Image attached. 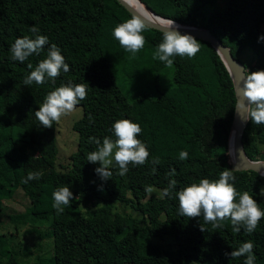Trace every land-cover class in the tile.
<instances>
[{
  "label": "trees",
  "instance_id": "trees-1",
  "mask_svg": "<svg viewBox=\"0 0 264 264\" xmlns=\"http://www.w3.org/2000/svg\"><path fill=\"white\" fill-rule=\"evenodd\" d=\"M141 1L162 17L210 30L238 60L239 53L250 48L254 57L244 64L247 76L264 71V41L259 39L264 36V0H224L222 8L213 7L216 0ZM132 17L118 0H0V225L24 218L47 225L52 264H244L246 257L229 260L224 253L249 241L254 264H264V218L251 234L243 228L234 232L230 219L220 228L205 224L202 232V217L179 215L175 195L163 194L170 178L177 181L178 192L205 178L218 180L228 170L235 176L229 182L237 192L247 191L264 210V196L259 195L264 176L230 166L235 94L223 60L209 42L193 37L198 53L172 57V85L159 90L157 73L166 64L155 59L154 52L163 32L144 25L147 46L135 56L112 35ZM33 26L48 37V44L23 63L13 61L11 45L18 38H34ZM52 44L70 70L61 71L55 83L46 78L44 84L26 86V76L47 58ZM143 75L151 78L158 93L152 96L146 90L128 97L120 79ZM69 82L85 85L87 95L76 105L82 107V116L73 123L77 147L62 171L55 166L56 122L52 128L42 127L35 111L49 92ZM121 119L140 125L137 139L149 157L143 165L130 164L124 176L113 162V175L105 182L90 170L86 157L98 147L91 138L114 140L112 125ZM242 141L248 158L264 159V124L248 120ZM181 151L188 152L186 160L179 159ZM173 168L176 174L169 178ZM30 172L42 175L24 183ZM60 187H68L74 199L57 214L53 193ZM146 187L159 188L161 196L147 193ZM20 194L27 199L23 212L9 206ZM87 203L96 207L83 214L79 207ZM119 205H129L131 211ZM168 239L172 243L165 246ZM9 243L0 233V264H22ZM37 260L24 264H41Z\"/></svg>",
  "mask_w": 264,
  "mask_h": 264
},
{
  "label": "clouds",
  "instance_id": "clouds-1",
  "mask_svg": "<svg viewBox=\"0 0 264 264\" xmlns=\"http://www.w3.org/2000/svg\"><path fill=\"white\" fill-rule=\"evenodd\" d=\"M179 25L171 21L168 26L162 29V42L154 52V58L164 62L166 65L173 64L172 57H195L199 47L193 38L188 34H181L178 30ZM30 31L35 34L34 38L25 36L18 38L10 47L11 59L21 63L28 60L33 54L39 55L45 45L48 44V37L39 35L38 27L33 26ZM144 24L135 16L116 26L112 32L114 38L119 42L127 52L133 56L138 53L145 44V37L142 35ZM264 41V36L259 38ZM29 69L33 65H27ZM70 70L69 65L65 63V58L57 45L52 44L48 48L47 58L41 60L34 70L26 76L24 84L26 86L44 84L46 78L55 83L56 78L61 71L67 73ZM87 91L83 84L68 85L57 87L54 91L49 92L39 110L35 111V116L44 128H52L53 122H59L62 116L72 113L76 105L86 98ZM243 95L247 103H241L237 110H244L246 113L244 120H251L253 124H264V71L252 72L247 76ZM112 132L115 139L105 137L101 142L99 139L91 138L98 147L95 151L87 154V161L90 163L99 162L100 167L95 172L103 181L111 179L113 172L110 166H118V174L124 176L129 171V165L139 166L146 163L149 152L146 145L139 139L138 134L142 129L139 124L129 119L117 120L112 125ZM188 158L187 151L179 153L180 160ZM159 163L154 160L153 164ZM156 169L152 172L155 174ZM176 169L173 168L167 176L173 177ZM39 172H30L23 181L28 183L31 180H37L41 177ZM235 176L232 172L225 170L220 173L219 179L210 181L202 179L199 183L191 184L175 192L177 181L169 179L168 187L163 190V194L172 197L173 194L179 201V215L188 218L202 217L200 231H206L204 225L211 224L213 228L223 226L225 220L231 221L232 230L239 233L243 228L244 232L251 234L257 228L260 220L264 218L262 210L253 196L247 191L239 194L233 183ZM102 190V186H101ZM147 193L152 192L151 187H146ZM259 195L264 196V188L260 190ZM238 197V200H237ZM74 199L72 191L68 187H60L53 193L54 204L57 214L64 211L63 206L69 205ZM253 243L245 242L239 248L231 252H225L224 255L229 260L234 258L246 257L244 264H254L255 256L253 255Z\"/></svg>",
  "mask_w": 264,
  "mask_h": 264
},
{
  "label": "rangeland",
  "instance_id": "rangeland-1",
  "mask_svg": "<svg viewBox=\"0 0 264 264\" xmlns=\"http://www.w3.org/2000/svg\"><path fill=\"white\" fill-rule=\"evenodd\" d=\"M223 1L224 0H216L213 7L222 8L224 4ZM144 45L147 46V43L145 42ZM252 57H254V54L250 48H245L239 53V58L244 64L250 63ZM157 74L160 83L159 90L169 88L172 85L173 64L171 66L164 65ZM120 84L123 91L130 98L135 96L137 93L146 92V90L149 91L152 96H155L158 93L156 88L153 90L152 81L148 75L137 77L135 80L125 78L120 79ZM81 116L82 107L76 106L72 113L62 116L59 122H56L55 134L57 154L55 166L58 170L63 171L66 169L69 163V156L76 150L78 134L73 129V123ZM227 155L230 158L228 150ZM97 167H100L99 162L95 164L92 163L90 170L95 172ZM151 188L152 192L149 194L161 196L159 188ZM121 191L125 193L126 196H130L129 191L125 187H122ZM26 203L27 199L22 197L20 194L15 197L13 202L9 203V206L19 212H23L25 210ZM95 207V204L87 203L82 204L79 207V210L83 214H86ZM119 209L131 211V207L129 205H119ZM0 233H5L7 235V239L10 241L9 245L20 263L24 264L27 262L38 261L37 259H40L41 264H52V260L48 259L52 256V242L51 230L47 227V225L32 223L28 219L24 218L17 220L16 223L7 222L1 224ZM164 243L166 246L167 244H171L172 241L168 239L164 241Z\"/></svg>",
  "mask_w": 264,
  "mask_h": 264
},
{
  "label": "water",
  "instance_id": "water-1",
  "mask_svg": "<svg viewBox=\"0 0 264 264\" xmlns=\"http://www.w3.org/2000/svg\"><path fill=\"white\" fill-rule=\"evenodd\" d=\"M118 1L133 16L137 17L144 25L148 27L162 31L164 27L168 26L169 23L173 21L169 18L156 14L141 0L138 1L143 4L145 9H147L154 17H158L163 21H154L150 18L148 19L146 16L140 14L136 9H134L127 1ZM174 23L179 25L178 30L181 32V34H188L209 42L220 55L232 79L235 94V106L228 138V146H231L233 150V159L230 161L231 168L233 170H253L264 176V159L252 160L248 158L243 147L242 138L248 120H244L246 115L244 110L238 111L237 108L241 103H247L246 98L243 95L244 85L247 79V69L244 63L238 60L231 53L228 45L224 44L220 38L212 34L210 30L198 26L183 25L176 21H174Z\"/></svg>",
  "mask_w": 264,
  "mask_h": 264
},
{
  "label": "bare ground",
  "instance_id": "bare-ground-1",
  "mask_svg": "<svg viewBox=\"0 0 264 264\" xmlns=\"http://www.w3.org/2000/svg\"><path fill=\"white\" fill-rule=\"evenodd\" d=\"M127 1L134 9H136L140 14L146 16L148 19H152L154 21H163L162 19L158 17H154L147 9L144 8L143 4L140 3L138 0H125ZM229 153L231 156V159H233V150L232 147L229 146Z\"/></svg>",
  "mask_w": 264,
  "mask_h": 264
}]
</instances>
